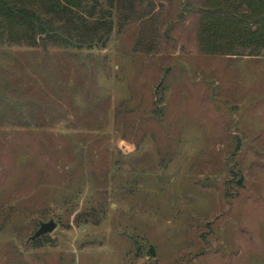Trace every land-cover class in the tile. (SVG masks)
I'll return each instance as SVG.
<instances>
[{"label": "rangeland", "instance_id": "rangeland-1", "mask_svg": "<svg viewBox=\"0 0 264 264\" xmlns=\"http://www.w3.org/2000/svg\"><path fill=\"white\" fill-rule=\"evenodd\" d=\"M212 1L250 11L100 0L0 27V264H264V49L202 47Z\"/></svg>", "mask_w": 264, "mask_h": 264}, {"label": "trees", "instance_id": "trees-1", "mask_svg": "<svg viewBox=\"0 0 264 264\" xmlns=\"http://www.w3.org/2000/svg\"><path fill=\"white\" fill-rule=\"evenodd\" d=\"M90 1L100 0H0V27L8 31L10 38L19 35L20 27L32 33L38 28L50 33L54 13L71 12ZM244 1L250 11L237 10L236 3L232 7L212 1L214 7L209 5L211 8L200 17L202 47L216 51L223 43L228 49L243 45L264 49V0Z\"/></svg>", "mask_w": 264, "mask_h": 264}, {"label": "water", "instance_id": "water-1", "mask_svg": "<svg viewBox=\"0 0 264 264\" xmlns=\"http://www.w3.org/2000/svg\"><path fill=\"white\" fill-rule=\"evenodd\" d=\"M43 44L46 48V42L45 41H43ZM56 226H57V222L55 221L54 218H52L49 221H42L39 229H37L36 232L31 236V239H37L40 236H42L48 232H52L53 230H55Z\"/></svg>", "mask_w": 264, "mask_h": 264}]
</instances>
